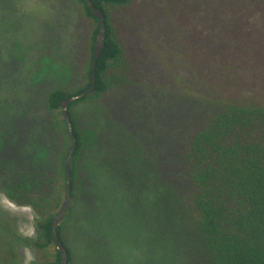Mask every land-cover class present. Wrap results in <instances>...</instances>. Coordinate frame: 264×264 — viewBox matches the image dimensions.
<instances>
[{"label":"rangeland","instance_id":"374dc122","mask_svg":"<svg viewBox=\"0 0 264 264\" xmlns=\"http://www.w3.org/2000/svg\"><path fill=\"white\" fill-rule=\"evenodd\" d=\"M107 9L123 54L108 74V90L73 107L84 150L78 198L62 220L70 264H190L186 250L197 259L199 240L179 238L177 217L169 212L177 206L164 194L176 198L173 185L191 191L184 173L164 166L168 149L179 155L199 114L210 111L203 97L209 87L189 69L180 37L181 29L187 33L191 5L127 0ZM93 29L75 0H0V112L12 118L22 104L21 119L47 115L52 88L80 87ZM161 93H168L163 100ZM169 93L192 98H176L173 107ZM184 122L189 125L182 127ZM16 127L11 123L3 131L0 124V170L30 143ZM35 236L33 210L14 204L0 180V264L47 262L46 251L26 244Z\"/></svg>","mask_w":264,"mask_h":264},{"label":"trees","instance_id":"16d2710c","mask_svg":"<svg viewBox=\"0 0 264 264\" xmlns=\"http://www.w3.org/2000/svg\"><path fill=\"white\" fill-rule=\"evenodd\" d=\"M75 1L94 24L83 84L74 89L52 88L46 96L47 115L35 112L21 119L22 104L16 106L12 118L0 112L3 131L14 123L16 130L30 140L26 151L18 152L14 158L10 156L0 170V180L14 204L33 210L36 236L26 244L32 245L34 252L48 253L49 259L44 264H61L53 219L65 198V162L73 143L61 102L91 85L94 43L99 29V20L87 1ZM92 2L106 14L107 37L96 66L94 90L69 106L77 136L71 167L73 202L78 198L84 150V137L73 107L108 90L111 84L108 74L123 54L107 7L125 4L127 0ZM186 3H190L192 10L188 16L190 23H184L188 25L187 33H183L184 29L180 32L183 53L188 54L192 74L209 87L208 97H203L207 98L206 107L210 111L199 114L200 121L184 139L179 155L168 149L164 166L166 172L184 173L181 179L191 192L185 194L173 185L177 199L172 194H163L165 200L177 206L169 212L177 217L179 238L186 235L185 238L199 240L197 259L186 250L190 264H264V0H186ZM167 94L161 93V99ZM170 95L174 96L173 107L176 98L189 101L192 98L189 94ZM186 124L182 127L189 125ZM25 162L37 166L36 172L40 173H30L33 166ZM18 163L24 165L17 166ZM185 223L190 226L189 232L183 229ZM62 229L63 222L58 234L70 264L72 255L62 238Z\"/></svg>","mask_w":264,"mask_h":264},{"label":"water","instance_id":"95a60500","mask_svg":"<svg viewBox=\"0 0 264 264\" xmlns=\"http://www.w3.org/2000/svg\"><path fill=\"white\" fill-rule=\"evenodd\" d=\"M88 5L90 6L92 12L94 15L98 18L99 20V29L96 34L95 38V43H94V51H93V59H92V83L91 85L82 90L81 92L77 94H73L67 98H64L61 102L62 106V112H63V117L68 125L69 132L72 137V146L68 152V155L66 157V162H65V170H66V194L64 201L62 203V206L58 210L57 214L55 215L53 219V235L57 244L58 249L61 250V264H69V257H68V252L64 244L59 238L58 234V227L61 224L64 215L69 209V206L72 201V194H71V167H72V158L74 155V152L77 147V136L73 132V124L71 121V115L69 112V106L70 103L78 98H81L82 96L88 94L89 92L93 91L96 84H97V71H96V66L98 63V59L100 55L102 54L105 46H106V37H107V26H106V14L105 12L95 5L92 0H86Z\"/></svg>","mask_w":264,"mask_h":264}]
</instances>
